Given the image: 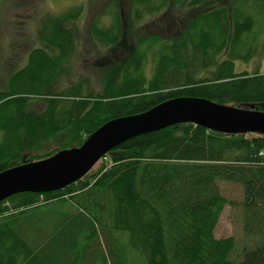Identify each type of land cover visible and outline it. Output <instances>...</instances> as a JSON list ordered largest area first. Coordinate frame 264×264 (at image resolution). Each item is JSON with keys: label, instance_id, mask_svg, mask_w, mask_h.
I'll use <instances>...</instances> for the list:
<instances>
[{"label": "trees", "instance_id": "16d2710c", "mask_svg": "<svg viewBox=\"0 0 264 264\" xmlns=\"http://www.w3.org/2000/svg\"><path fill=\"white\" fill-rule=\"evenodd\" d=\"M148 1L131 0L134 18L170 3L154 0L156 9L144 12L139 5ZM176 6L186 13L163 20L172 13L164 11L150 33L133 24L128 42L121 13L109 11L106 27L98 13L92 18V41L106 47V60L94 67L97 94L85 81L55 90L77 39L64 24L77 12L54 17L42 42L53 56L33 47L0 90V172L78 147L108 120L175 97L264 111V73L234 69L236 59L259 48L254 25L263 21L264 0H178L170 8ZM146 55L154 62L148 80ZM93 167L60 189L0 201V264H234L233 237L214 236L226 203L218 181L240 184L243 230L257 235L238 264H264V134L181 122L127 138Z\"/></svg>", "mask_w": 264, "mask_h": 264}, {"label": "rangeland", "instance_id": "374dc122", "mask_svg": "<svg viewBox=\"0 0 264 264\" xmlns=\"http://www.w3.org/2000/svg\"><path fill=\"white\" fill-rule=\"evenodd\" d=\"M169 1L170 3L166 4V8L161 6L157 9V12L144 15L143 19H137L134 18L131 0H0V90L6 87L11 74L25 65L27 52L30 49L36 46L44 47V50L52 55L50 47H46L42 43L44 42V36L46 43H48L49 25L55 20L54 17L60 16L58 14L62 11L71 9L77 13L74 19L67 21L64 26L73 29L77 39L71 57L66 62H63L58 69L55 84L57 88L55 90L59 91L65 86L72 85L78 81H85L88 90L93 91L94 94L99 93L102 87L101 78H99V73H95L94 67L101 58L106 60V51L104 50L106 47H102L95 38L92 41V35L89 30L92 18L98 13L99 16L95 18H99L98 23L106 27L111 24L109 11H114L118 15L121 13L123 42L125 40L128 42L130 38L134 40V37H132L133 33L130 30V26L133 28V24H136L133 28L135 32L137 30L144 33L158 31V18H160L161 13L168 10V12H172L168 17L163 18L165 20L166 18L170 19L169 17L174 15L176 16V14L178 15L177 11L183 13L186 10L183 7L179 8L176 6L173 11L170 5L178 0ZM153 2L154 0H149L147 4L139 5V8L144 9V12L147 8L153 7L156 9L154 6H149ZM262 20L261 25H254V32L257 30L258 38L256 42L259 48L247 60L236 59L234 61V69L236 71H253L256 69L264 73V11ZM161 25L162 23H160ZM175 29L173 26L169 31L173 32ZM161 33L165 32L161 31ZM125 46L120 45V48L123 49ZM223 57L225 55L222 53L218 56V59ZM153 65L154 62L151 55L143 60L142 73L147 80L151 77ZM42 104L41 101L37 100L34 107L41 108ZM218 186L221 194L226 198V203L215 225L214 236L216 238L233 237L235 243L229 258L234 264H238L243 249L250 246L253 238L257 235L247 234L243 230V190L240 184L218 181Z\"/></svg>", "mask_w": 264, "mask_h": 264}, {"label": "water", "instance_id": "95a60500", "mask_svg": "<svg viewBox=\"0 0 264 264\" xmlns=\"http://www.w3.org/2000/svg\"><path fill=\"white\" fill-rule=\"evenodd\" d=\"M191 122L213 131L264 134V111L224 105L192 96L165 100L134 115L113 118L78 147L22 163L0 172V201L18 192H49L81 178L111 148L134 135Z\"/></svg>", "mask_w": 264, "mask_h": 264}]
</instances>
